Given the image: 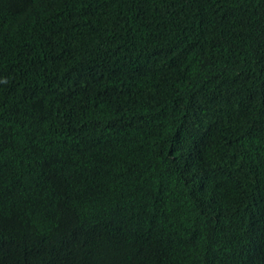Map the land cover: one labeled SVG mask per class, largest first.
I'll return each mask as SVG.
<instances>
[{"label":"trees","instance_id":"obj_1","mask_svg":"<svg viewBox=\"0 0 264 264\" xmlns=\"http://www.w3.org/2000/svg\"><path fill=\"white\" fill-rule=\"evenodd\" d=\"M0 264H264V0H0Z\"/></svg>","mask_w":264,"mask_h":264}]
</instances>
